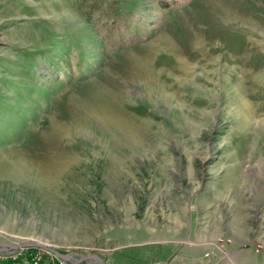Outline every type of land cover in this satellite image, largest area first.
I'll return each instance as SVG.
<instances>
[{"label":"rangeland","instance_id":"obj_1","mask_svg":"<svg viewBox=\"0 0 264 264\" xmlns=\"http://www.w3.org/2000/svg\"><path fill=\"white\" fill-rule=\"evenodd\" d=\"M0 241L264 264V0H0Z\"/></svg>","mask_w":264,"mask_h":264},{"label":"water","instance_id":"obj_2","mask_svg":"<svg viewBox=\"0 0 264 264\" xmlns=\"http://www.w3.org/2000/svg\"><path fill=\"white\" fill-rule=\"evenodd\" d=\"M0 246H10L11 248H17V247H36V248H42L44 250H47L49 252H52L56 255H58L59 257H61L62 259H65L66 261H69L71 263H76L75 261H72L71 259L68 258L67 255L59 253L58 251L50 248V247H46L42 244H38V243H34V242H26V243H21L20 245H9L7 243L1 242L0 241ZM99 264H104L103 262H99Z\"/></svg>","mask_w":264,"mask_h":264},{"label":"bare ground","instance_id":"obj_3","mask_svg":"<svg viewBox=\"0 0 264 264\" xmlns=\"http://www.w3.org/2000/svg\"><path fill=\"white\" fill-rule=\"evenodd\" d=\"M19 245H20V244H19ZM8 248H9V246H8ZM70 257H71V256H68L69 259H70ZM94 258H95V257H94ZM97 259H98V258H97ZM100 262H101V261H100Z\"/></svg>","mask_w":264,"mask_h":264},{"label":"built area","instance_id":"obj_4","mask_svg":"<svg viewBox=\"0 0 264 264\" xmlns=\"http://www.w3.org/2000/svg\"><path fill=\"white\" fill-rule=\"evenodd\" d=\"M33 261H35V260H33ZM34 264H37V262H34Z\"/></svg>","mask_w":264,"mask_h":264}]
</instances>
